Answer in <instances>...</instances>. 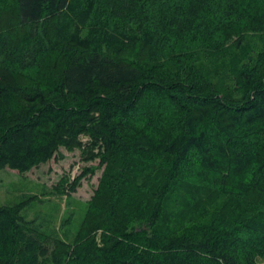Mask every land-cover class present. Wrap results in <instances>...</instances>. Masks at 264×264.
<instances>
[{
    "label": "trees",
    "instance_id": "16d2710c",
    "mask_svg": "<svg viewBox=\"0 0 264 264\" xmlns=\"http://www.w3.org/2000/svg\"><path fill=\"white\" fill-rule=\"evenodd\" d=\"M250 33L264 0H0V170L60 147L105 165L70 243L0 204V264H259L264 49ZM226 46L222 89L188 59Z\"/></svg>",
    "mask_w": 264,
    "mask_h": 264
},
{
    "label": "rangeland",
    "instance_id": "374dc122",
    "mask_svg": "<svg viewBox=\"0 0 264 264\" xmlns=\"http://www.w3.org/2000/svg\"><path fill=\"white\" fill-rule=\"evenodd\" d=\"M245 42L253 52L264 49V34H247ZM233 51L226 46L215 52L192 53L188 60L212 77L220 88L227 89L232 84ZM80 137L87 140L83 135ZM104 170L105 165H99L98 158L88 160L79 149L68 151L60 147L57 155L28 172L1 169L0 204L22 202L21 214L32 220L37 230L70 243L85 219L88 203L100 187ZM47 246L51 249V242ZM259 247L256 260L264 264V244Z\"/></svg>",
    "mask_w": 264,
    "mask_h": 264
}]
</instances>
